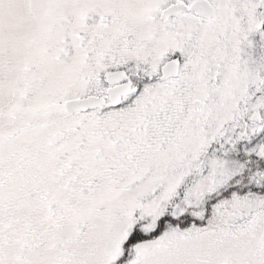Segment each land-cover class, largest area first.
I'll use <instances>...</instances> for the list:
<instances>
[{
    "label": "snow or ice",
    "instance_id": "snow-or-ice-1",
    "mask_svg": "<svg viewBox=\"0 0 264 264\" xmlns=\"http://www.w3.org/2000/svg\"><path fill=\"white\" fill-rule=\"evenodd\" d=\"M0 264H264V0H0Z\"/></svg>",
    "mask_w": 264,
    "mask_h": 264
}]
</instances>
